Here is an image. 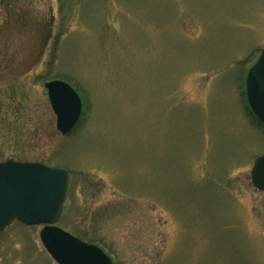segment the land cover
<instances>
[{
    "label": "rangeland",
    "instance_id": "obj_1",
    "mask_svg": "<svg viewBox=\"0 0 264 264\" xmlns=\"http://www.w3.org/2000/svg\"><path fill=\"white\" fill-rule=\"evenodd\" d=\"M263 46L264 0H0V162L66 170L55 226L113 264H264ZM52 80L82 102L65 135ZM42 227L0 230V264H56Z\"/></svg>",
    "mask_w": 264,
    "mask_h": 264
},
{
    "label": "water",
    "instance_id": "obj_2",
    "mask_svg": "<svg viewBox=\"0 0 264 264\" xmlns=\"http://www.w3.org/2000/svg\"><path fill=\"white\" fill-rule=\"evenodd\" d=\"M44 86L56 117V129L65 135L80 118L81 99L63 81L52 80ZM245 95L250 110L264 124V46L247 71ZM250 177L254 188L264 192V154L255 158ZM68 180L67 171L41 163L0 162V230L15 219L25 225L44 224L40 240L57 264H112L98 246L55 226L66 199Z\"/></svg>",
    "mask_w": 264,
    "mask_h": 264
}]
</instances>
